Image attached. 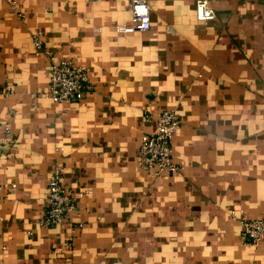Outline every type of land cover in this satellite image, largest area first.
Segmentation results:
<instances>
[{
  "label": "crops",
  "instance_id": "crops-1",
  "mask_svg": "<svg viewBox=\"0 0 264 264\" xmlns=\"http://www.w3.org/2000/svg\"><path fill=\"white\" fill-rule=\"evenodd\" d=\"M150 26L121 31L128 0H0V264H264V0H147ZM42 38L36 51L32 34ZM90 87L54 101L51 59ZM163 107L178 113L173 169L137 162ZM75 193L39 223L55 163Z\"/></svg>",
  "mask_w": 264,
  "mask_h": 264
},
{
  "label": "built area",
  "instance_id": "built-area-1",
  "mask_svg": "<svg viewBox=\"0 0 264 264\" xmlns=\"http://www.w3.org/2000/svg\"><path fill=\"white\" fill-rule=\"evenodd\" d=\"M131 13L129 22L116 24L121 31L134 28L147 29L150 26V7L147 0H128ZM195 14L201 20H213L216 12L208 0H195ZM36 51L42 47V38L38 33L32 34ZM49 86L47 93L54 101L77 99L83 96L90 87L86 68L69 58L51 59L48 65ZM178 113L172 108H160L155 115V127L143 131L140 135L137 162L152 174L165 169H173L176 162L171 151V136L179 124ZM2 139L0 137V152ZM63 166L54 164L46 181V195L42 212L38 218L43 225H54L63 222L77 210L75 193L66 189L61 181ZM240 235L246 242H256L264 235V217L239 216ZM1 264H18L2 262Z\"/></svg>",
  "mask_w": 264,
  "mask_h": 264
}]
</instances>
